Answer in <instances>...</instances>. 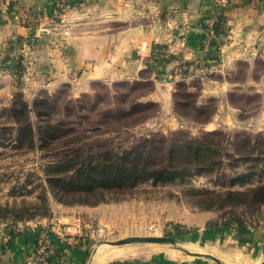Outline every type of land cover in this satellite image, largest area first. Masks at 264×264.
Returning a JSON list of instances; mask_svg holds the SVG:
<instances>
[{"label":"rangeland","instance_id":"1","mask_svg":"<svg viewBox=\"0 0 264 264\" xmlns=\"http://www.w3.org/2000/svg\"><path fill=\"white\" fill-rule=\"evenodd\" d=\"M69 13L58 15L64 19ZM24 44L23 54L30 49V41ZM19 56H13L14 62L3 59L4 65L0 63L15 71L22 84L0 109V233L49 224L55 216H69L70 208H79L76 214L89 224L96 241L94 253L99 248L116 249L133 260L151 256L159 246L172 245L138 241L112 245L109 241L171 236L181 245L187 234L204 227L225 224L259 229L264 224V203H253L249 197L255 186L264 183V62L244 64L228 74L223 72L220 56L219 61L186 64L174 73L172 86L149 79L151 72L146 71L145 79L95 82L81 93L68 85L32 87L25 78L28 60L25 63ZM247 75L251 80H245ZM211 78L240 84L235 87L239 90L228 94L232 107L226 108L222 97L211 93ZM41 99L50 104L29 113L34 127L31 135L22 133L28 129L23 126L25 116L3 112L23 100L32 108ZM154 138L165 140L145 142ZM191 139L212 146L209 156L220 162L214 170L202 174L192 170L184 180L149 179L133 187L103 189V197L54 185L57 175L67 179L72 175L73 168L59 167L69 159H76L77 166L84 159L116 157L137 146L154 159L166 161L169 144ZM247 174L251 177L245 185L237 182ZM237 191L240 196L231 194ZM99 226L104 234L96 232Z\"/></svg>","mask_w":264,"mask_h":264},{"label":"crops","instance_id":"2","mask_svg":"<svg viewBox=\"0 0 264 264\" xmlns=\"http://www.w3.org/2000/svg\"><path fill=\"white\" fill-rule=\"evenodd\" d=\"M71 8L63 19L54 0H0V63L20 54L30 65L25 78L32 87L68 85L82 93L95 82L145 79L146 71L149 79L168 87L186 64L219 61L220 56L228 74L264 62V0H232L220 11L214 0H73ZM212 18L216 25L210 36ZM25 41L30 49L23 54ZM209 83L211 93L232 107L228 94L240 84L212 78ZM19 89L18 74L0 65V109ZM68 211L69 216H55L49 224L7 231L0 264H28L45 229L52 230L60 255L54 264H264V224L259 229L204 227L187 234L181 245L159 246L151 256L127 260L126 252L116 249L94 253L89 224L76 214L81 210Z\"/></svg>","mask_w":264,"mask_h":264},{"label":"trees","instance_id":"3","mask_svg":"<svg viewBox=\"0 0 264 264\" xmlns=\"http://www.w3.org/2000/svg\"><path fill=\"white\" fill-rule=\"evenodd\" d=\"M17 103V105H15ZM10 109H4L3 112L20 113L25 116L23 126L28 128L22 133H33V123L29 118V113L33 109L38 112V106L49 105L48 100H37L34 102V107L29 108L26 101L16 102ZM37 106V108H36ZM40 111V110H39ZM41 111L39 112V114ZM28 114V117H27ZM16 115V114H15ZM20 124L21 119H16ZM50 129L54 130V126ZM49 129V130H50ZM161 138H154L153 140H146L147 144H154ZM162 140H165L163 138ZM161 140V141H162ZM180 143V144H179ZM169 148L166 153V161H160L154 159L150 154H146L145 151L139 150L136 146L133 150H130L116 157H106L101 160L84 159L76 164V159H69L68 164H59V167L73 168L72 175L67 178H62L57 175L53 181L56 187L61 186L65 191L78 192L85 195H105L103 189H123L127 187H133L139 184L141 181L153 179L156 181H176L184 180L193 174L192 170L196 173H206L215 169V165L220 162L216 159L210 158V154L214 152L211 145L207 144L202 139L186 140L184 143L174 142L169 144ZM184 158H186L184 160ZM190 162L195 166L192 167ZM251 175H241L237 179L242 185L250 180ZM241 192L235 193L240 196ZM250 201L253 203H264V183H260L255 186L251 193H249ZM123 264V263H122ZM128 264V262H124Z\"/></svg>","mask_w":264,"mask_h":264},{"label":"built area","instance_id":"4","mask_svg":"<svg viewBox=\"0 0 264 264\" xmlns=\"http://www.w3.org/2000/svg\"><path fill=\"white\" fill-rule=\"evenodd\" d=\"M73 0H54L55 2V11L57 14L61 16H67L69 13ZM217 5L219 11L226 6H229L232 3V0H214ZM157 11H160L158 9ZM158 14V13H157ZM215 23L216 18H212L209 20V34L210 36L214 35L215 32ZM208 36V40L210 39ZM203 70L202 67L197 69V71ZM51 229H45L39 236H37L35 243H34V252L30 257L28 264H54L55 260H59V253L57 251V247L55 246L54 242H52L50 237ZM98 234H104V228L98 227L97 231ZM6 234L0 233V263L3 261L4 255V246L2 245V239ZM64 258L63 256L61 257ZM128 264H140V263H128Z\"/></svg>","mask_w":264,"mask_h":264},{"label":"water","instance_id":"5","mask_svg":"<svg viewBox=\"0 0 264 264\" xmlns=\"http://www.w3.org/2000/svg\"><path fill=\"white\" fill-rule=\"evenodd\" d=\"M174 35H178V30L176 29L173 32ZM159 242V243H170L173 245H177L179 240L171 237V236H131L127 238H123L117 241H109V244L112 245H120V244H127L131 242Z\"/></svg>","mask_w":264,"mask_h":264},{"label":"bare ground","instance_id":"6","mask_svg":"<svg viewBox=\"0 0 264 264\" xmlns=\"http://www.w3.org/2000/svg\"><path fill=\"white\" fill-rule=\"evenodd\" d=\"M101 251H98V253H97V256L99 257V259H100V256H101ZM104 253V252H103ZM96 258V257H95ZM95 264V263H94Z\"/></svg>","mask_w":264,"mask_h":264}]
</instances>
